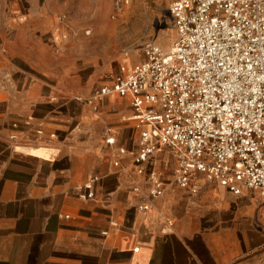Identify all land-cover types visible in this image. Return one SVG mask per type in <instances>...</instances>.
Returning <instances> with one entry per match:
<instances>
[{"label":"crops","instance_id":"obj_1","mask_svg":"<svg viewBox=\"0 0 264 264\" xmlns=\"http://www.w3.org/2000/svg\"><path fill=\"white\" fill-rule=\"evenodd\" d=\"M52 23L49 0H0V264H264V199L198 172L179 187L168 147L151 198L130 97L92 100L117 75L82 40L55 55Z\"/></svg>","mask_w":264,"mask_h":264},{"label":"built area","instance_id":"obj_2","mask_svg":"<svg viewBox=\"0 0 264 264\" xmlns=\"http://www.w3.org/2000/svg\"><path fill=\"white\" fill-rule=\"evenodd\" d=\"M113 3L119 14L129 0ZM168 14L173 44L143 43L145 60L122 68L92 100L130 97L134 120L144 126L134 163L152 184L151 198L162 195V183L146 167L168 147L179 187L188 189L198 172L234 195L246 188L264 199V0H171ZM89 180L83 188L91 199L98 179Z\"/></svg>","mask_w":264,"mask_h":264},{"label":"rangeland","instance_id":"obj_3","mask_svg":"<svg viewBox=\"0 0 264 264\" xmlns=\"http://www.w3.org/2000/svg\"><path fill=\"white\" fill-rule=\"evenodd\" d=\"M49 2L54 54L60 56L73 49V41L82 40L86 55L100 54L102 71L110 62L104 76L120 75L122 68L126 71L124 60L129 56L145 60L140 46L146 41L167 49L176 37L168 14L171 0H129L119 14H115L113 0Z\"/></svg>","mask_w":264,"mask_h":264}]
</instances>
